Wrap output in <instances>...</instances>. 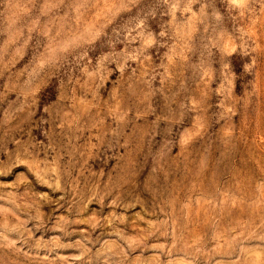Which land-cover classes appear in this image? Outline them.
Instances as JSON below:
<instances>
[{
	"label": "rangeland",
	"instance_id": "rangeland-1",
	"mask_svg": "<svg viewBox=\"0 0 264 264\" xmlns=\"http://www.w3.org/2000/svg\"><path fill=\"white\" fill-rule=\"evenodd\" d=\"M0 264H264V0H0Z\"/></svg>",
	"mask_w": 264,
	"mask_h": 264
}]
</instances>
